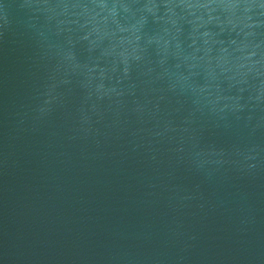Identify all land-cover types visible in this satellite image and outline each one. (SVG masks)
Here are the masks:
<instances>
[{
    "label": "water",
    "instance_id": "water-1",
    "mask_svg": "<svg viewBox=\"0 0 264 264\" xmlns=\"http://www.w3.org/2000/svg\"><path fill=\"white\" fill-rule=\"evenodd\" d=\"M0 264H264V0H0Z\"/></svg>",
    "mask_w": 264,
    "mask_h": 264
}]
</instances>
